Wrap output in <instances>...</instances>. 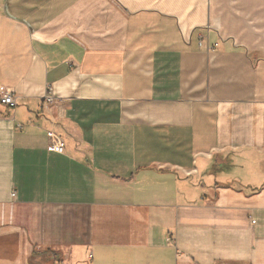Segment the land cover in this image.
<instances>
[{"label": "crops", "instance_id": "0c3cea01", "mask_svg": "<svg viewBox=\"0 0 264 264\" xmlns=\"http://www.w3.org/2000/svg\"><path fill=\"white\" fill-rule=\"evenodd\" d=\"M5 88L0 264H264V0H0Z\"/></svg>", "mask_w": 264, "mask_h": 264}, {"label": "built area", "instance_id": "2783aa9c", "mask_svg": "<svg viewBox=\"0 0 264 264\" xmlns=\"http://www.w3.org/2000/svg\"><path fill=\"white\" fill-rule=\"evenodd\" d=\"M200 47H207L210 52H214L217 49V44H215L214 47H211L209 44H207L206 41H200L199 43ZM56 101V97L53 93V88H48L46 95L43 100V109H49ZM0 104L9 107L10 109H14L17 106V101L14 96V93L5 88L0 91ZM49 139H50V148L52 151L58 153V154H64L65 152V143L62 140L60 136H58L54 132H49ZM255 223V222H253Z\"/></svg>", "mask_w": 264, "mask_h": 264}]
</instances>
